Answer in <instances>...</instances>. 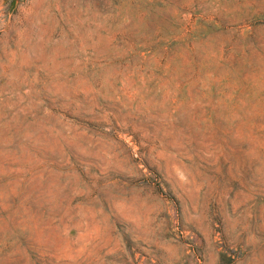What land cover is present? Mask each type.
<instances>
[{
	"label": "rangeland",
	"instance_id": "1",
	"mask_svg": "<svg viewBox=\"0 0 264 264\" xmlns=\"http://www.w3.org/2000/svg\"><path fill=\"white\" fill-rule=\"evenodd\" d=\"M0 264H264V0H0Z\"/></svg>",
	"mask_w": 264,
	"mask_h": 264
}]
</instances>
